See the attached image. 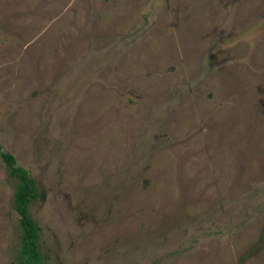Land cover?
I'll list each match as a JSON object with an SVG mask.
<instances>
[{
  "label": "rangeland",
  "instance_id": "1",
  "mask_svg": "<svg viewBox=\"0 0 264 264\" xmlns=\"http://www.w3.org/2000/svg\"><path fill=\"white\" fill-rule=\"evenodd\" d=\"M14 157L43 264H264V0H0V264Z\"/></svg>",
  "mask_w": 264,
  "mask_h": 264
},
{
  "label": "trees",
  "instance_id": "2",
  "mask_svg": "<svg viewBox=\"0 0 264 264\" xmlns=\"http://www.w3.org/2000/svg\"><path fill=\"white\" fill-rule=\"evenodd\" d=\"M5 163L11 170L12 176L18 179L15 192V206L20 216L22 227L23 248L19 260L21 264H43L39 246V229L29 211L30 204L37 198L35 182L27 172L15 167L14 157L3 154Z\"/></svg>",
  "mask_w": 264,
  "mask_h": 264
}]
</instances>
